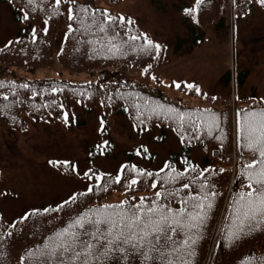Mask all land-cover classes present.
I'll use <instances>...</instances> for the list:
<instances>
[{
    "label": "snow or ice",
    "instance_id": "1",
    "mask_svg": "<svg viewBox=\"0 0 264 264\" xmlns=\"http://www.w3.org/2000/svg\"><path fill=\"white\" fill-rule=\"evenodd\" d=\"M203 2L204 0H195V8H187L185 13L196 20L193 13L199 11ZM255 2L264 8V0ZM27 3L35 10V0H27ZM62 3L71 5L66 12L67 20L72 22L68 24L70 33L79 31L81 35H102V40L86 41L90 45H99L94 50L104 49L112 54L126 55L130 49L153 59L159 58L162 45L154 42L147 34H131L130 26L134 23L131 18L113 17L107 10H103L98 18L95 11L89 12L87 7L81 6L77 11V0H55L52 14H63L60 11ZM29 18L25 11L23 20L28 21ZM51 18L50 15L48 20L43 21L46 25L43 29L45 34ZM73 24H78L79 27L74 28ZM121 27H127L126 39L121 38L117 31ZM36 36L37 31L32 28L33 41ZM138 40H142V43L137 45L135 42ZM151 67L148 64L144 73L147 74ZM152 79L155 80L156 77L153 76ZM173 83L176 88L181 87L180 83ZM3 86L0 84V87ZM10 87L15 88L16 85L13 83ZM19 87L27 89L29 85L22 84ZM186 87L200 93L199 87L192 83H187ZM57 91L62 89L52 88L53 93ZM13 95L16 93L13 92ZM3 99L8 100V96ZM212 99L215 100L216 97ZM139 100L138 95L134 96L133 106L137 109L138 120L143 115ZM143 107L150 113L163 115L165 119L175 122L182 142L185 140V132L189 130L193 133L192 138L199 140L197 133L202 129L206 128L211 135L220 127V117L210 109L185 112L162 104L153 106L148 100L144 101ZM64 120L68 123L67 113L64 114ZM100 123L99 130L103 133L105 121L101 119ZM236 134L239 147L250 152L251 159H244L243 151L239 153L241 166L237 178L241 180V190L231 196L227 216L229 222L224 224L223 229L225 240L229 244L243 235L264 231V104L241 109L236 114ZM107 147L106 140L97 145L100 154ZM142 153L149 154L148 148L142 146V152L137 149V156ZM49 163L54 167L59 164L66 169L70 168L79 176L77 167L71 161L53 160ZM182 164L183 170H178L170 161H166L156 172L135 164H123L116 174L89 168L80 178L92 183L87 184L83 191L73 192L55 206L26 212L18 221L7 226L14 229L17 223H23L35 214L67 212L69 215L66 225L54 230L41 244L28 250L20 257V264H192L197 254L196 246L204 238L207 222L216 207V198L223 193L216 190L215 183L210 178L216 169H201L188 159H184ZM115 185H120L122 199L101 203L102 194L109 193ZM91 197L97 198L96 203L81 207L82 198ZM174 203L179 206H173ZM2 221L3 218L0 217V227L4 226ZM6 234L8 237L13 235L11 231ZM257 264H264V257Z\"/></svg>",
    "mask_w": 264,
    "mask_h": 264
},
{
    "label": "rangeland",
    "instance_id": "2",
    "mask_svg": "<svg viewBox=\"0 0 264 264\" xmlns=\"http://www.w3.org/2000/svg\"><path fill=\"white\" fill-rule=\"evenodd\" d=\"M17 1L18 9L28 10L30 5L27 0ZM9 3L0 0V45L7 42L11 34L20 32L17 29L22 25L13 20L14 0H9ZM104 6L107 9L139 17L141 25L148 28L157 38L170 41L172 45L173 42L177 43V50L169 49L168 62L159 68L160 73L165 76V81L171 87L175 85L174 81L185 78L184 74L186 75L187 72L195 74L197 67L198 77L201 80H205L216 92L228 97L231 93V83H227L226 78L220 79V77L230 71L231 59L234 58L237 71L249 70V80L264 89V15L262 13L254 11L248 15L244 11L239 16L236 12L238 17L235 19V15H232L230 22L231 16L227 7L223 8L221 15L217 10L211 12L209 10L206 15L210 16L206 23L215 25V22L220 21L221 26L214 28L211 25L209 28H203V33L210 39L207 42L203 39L200 45L188 48V46H179L180 39L185 40L186 32H188L183 15L179 8L177 9L181 6V0H122L118 4L108 3ZM220 16L222 18L218 20ZM252 17L253 23L249 27L248 22ZM232 23L233 26L237 24L235 48L231 44V34L235 39L234 30L231 32ZM50 33L52 34L50 41L55 43L58 38L57 30H48V34ZM40 34L39 29L36 36L38 39ZM123 35H125L124 31ZM260 44L262 46L259 48ZM103 51L105 54H110L104 49ZM11 77L15 81L55 77L77 84L94 79V76L88 73L71 72L58 61L52 65L36 67L32 70L26 67L14 69ZM191 103L198 104L199 100L193 98ZM74 112L78 119L85 120L84 124H69L65 123V120L51 124L31 123L23 132H17L13 136L5 135V138L0 141V145L4 146L0 148V153L3 152L0 157V212L7 220H11L27 208L39 205L46 200L51 203L57 202L75 190L85 189V186L90 183L79 177L62 174L52 168L53 165L49 161H71L77 167L79 176H82L89 168L97 172L116 174L120 166L130 160V155L124 153L121 147L127 145L129 151L134 149L133 133L125 132L124 117L109 122V136L114 139L111 156L100 154L99 151L91 155L89 145H95L97 148V142L101 143L99 140V110L95 109L90 113H85L77 108ZM151 132L156 136L159 130L154 129ZM147 133L142 138L148 148L156 152V158L154 162L140 160V163L148 168L160 169L167 159L164 143L146 140ZM9 145L13 146L12 150L8 148ZM200 153L198 149L193 151V156L197 161ZM118 199L119 196L114 195L107 202H116ZM213 258L215 264H221L219 260L224 261L218 256L213 255Z\"/></svg>",
    "mask_w": 264,
    "mask_h": 264
},
{
    "label": "trees",
    "instance_id": "3",
    "mask_svg": "<svg viewBox=\"0 0 264 264\" xmlns=\"http://www.w3.org/2000/svg\"><path fill=\"white\" fill-rule=\"evenodd\" d=\"M43 1L44 0H35V9H37V7L40 6ZM45 7L46 9H48L49 5H46ZM145 34H147V36L154 42L159 43L151 33L146 32ZM121 38L126 39L127 37L126 35H121ZM103 42L106 43V41ZM141 43L142 40H138L135 42V44L137 45ZM97 45H90L88 49L83 51V53L76 51L68 52L65 55L63 61V64L69 70L93 75V80L85 84H72L66 80H47L43 81L37 86L28 84L29 87L27 89L19 87L18 91H15V99L19 104L22 105L21 108L23 110H27L28 115L30 116H46V113L58 115L61 112L60 105H63V107H66L68 105L69 107L73 101L80 103L87 109L95 107L98 103L106 105L107 93L111 92L119 94L120 92L132 90L133 87L130 88L129 85L137 86L136 84H133L127 80V74L129 70H135L141 68L142 66H147L148 64L152 65L149 70H154L155 68L153 65L154 59L149 56L138 54L136 51H132L130 49L127 50L126 55H122L119 53L105 54L103 49H100L99 51L94 50L97 49ZM163 52L164 50L162 49L161 54L157 59L158 64H162L163 59L161 55L163 54ZM141 62H145L146 65H141ZM122 83H124L125 85ZM53 87L60 88L62 89V91L53 93ZM9 90L12 93V90ZM138 90L140 92L144 91L142 88H139ZM81 93H83V95H81ZM136 95L140 97V100L138 102L142 105L140 111L143 112V115L141 116L140 120H147L144 115L164 118L163 115L150 113L143 107L145 100L151 101L153 106H155L156 104L167 106L164 99H162L163 96H160L158 92H149V95L147 97L137 92H133L132 99L127 104V108L131 112H128L126 110H124V112L136 118L137 114L134 113H137V109L133 106L134 96ZM46 104L52 106L42 107ZM6 105L7 107H5ZM114 106L116 112L121 110L120 104L114 103ZM12 110H18L17 105L13 104L12 97L8 98V100H4L3 97H0V122L6 124L8 122L7 117L10 114L13 115ZM185 133L188 134V132ZM125 171L127 172V170ZM120 192V185H115L114 189L109 193L102 194L103 199L100 202H107L108 199H111L114 196L113 194H115V197L119 196V199L117 200L119 201L120 199H122ZM96 199V197L82 198L83 205H81V207H83L84 205H94L96 203ZM173 206L178 207L179 205L177 203H174ZM43 208L44 207H41L39 209ZM212 218L213 215H211V219L208 222L212 223ZM68 221L69 215L67 212L52 213L48 215L35 214L29 217V219L24 221L23 223H17L16 228L10 230L13 233L11 237L7 236V232L0 231V244L11 243L12 245V243L14 242H19V244L16 245L12 252L10 264H19L18 260L21 256H24L28 250L36 247L38 244H41L50 234L53 233L54 230H57L61 226L66 225ZM206 228L203 233L204 238L196 246L197 254L194 257L192 264L202 263V256L206 251L208 241V239L206 238ZM262 234H264V231H254L248 235L256 238L261 236Z\"/></svg>",
    "mask_w": 264,
    "mask_h": 264
}]
</instances>
